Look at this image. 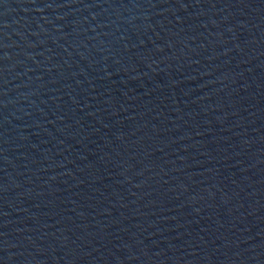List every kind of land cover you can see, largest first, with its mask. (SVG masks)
<instances>
[{
	"label": "water",
	"instance_id": "95a60500",
	"mask_svg": "<svg viewBox=\"0 0 264 264\" xmlns=\"http://www.w3.org/2000/svg\"><path fill=\"white\" fill-rule=\"evenodd\" d=\"M0 264H264V0H0Z\"/></svg>",
	"mask_w": 264,
	"mask_h": 264
}]
</instances>
